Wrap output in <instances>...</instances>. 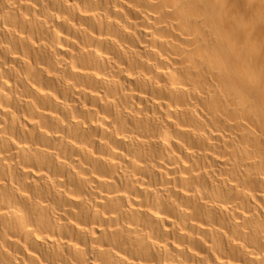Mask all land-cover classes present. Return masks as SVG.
Listing matches in <instances>:
<instances>
[{"label": "clouds", "instance_id": "9594fccd", "mask_svg": "<svg viewBox=\"0 0 264 264\" xmlns=\"http://www.w3.org/2000/svg\"><path fill=\"white\" fill-rule=\"evenodd\" d=\"M55 2L64 11H53L49 0H0V80L7 84L6 70H15L14 45L31 43L22 22L55 34L40 46L56 67L42 70L56 90L71 93L60 101L70 116L57 117V129L46 131L36 97L23 116L33 128L20 125L29 136L56 140L39 153L34 141L32 151L45 167L51 160L66 172L42 180L66 203L28 196L27 178L12 185L39 214L0 210V264H264V0ZM85 17L106 25L107 35L85 27ZM122 57L129 68H121ZM82 70L87 85L78 87ZM20 80L39 96L31 71L18 73ZM104 83L115 91L105 93ZM11 99L0 87V109L12 116L0 115L5 143L15 142L11 130L20 121ZM9 159L23 167L0 153V162ZM157 172L159 182L144 179ZM8 187L0 178V191ZM77 199L91 214L84 228L71 204ZM202 210L225 219L213 222Z\"/></svg>", "mask_w": 264, "mask_h": 264}, {"label": "bare ground", "instance_id": "6f19581e", "mask_svg": "<svg viewBox=\"0 0 264 264\" xmlns=\"http://www.w3.org/2000/svg\"><path fill=\"white\" fill-rule=\"evenodd\" d=\"M86 2L90 7L94 6L92 4V0H86ZM48 6L57 13L64 11L62 6L56 3L55 0H49ZM39 8L40 4H37V9ZM37 14L39 15V12ZM56 23L59 27L60 22L57 21ZM83 23L85 27L89 28V30L93 31L97 36H99L102 32L107 35L109 31L106 25L103 27L97 25L91 17L83 18ZM19 27L23 29L22 36L31 37V43L19 41L14 45L15 55L13 57H9V63L14 65L15 70H6L5 78L8 80V83L4 84L3 81L0 80V87H2L3 91L12 98L10 105L8 106H10L11 112L15 113L16 117L20 118V121L19 123H16L15 127L11 130L12 139L15 142L5 143L4 141H0V153H3L6 156L7 154L12 153L15 159H19L21 161L23 167L17 169L12 159H9L8 164L0 162V178H3L4 183L9 186L8 189L0 191V210L8 211L10 209H24L31 216H36L39 214V210L31 209L28 203L24 199H22L17 192L11 190L12 185H16L17 187H19V185L25 181V178H27V181H29V183H27L26 185L27 189L29 190L28 196L38 198L45 204L49 202L66 203V201L59 200L54 192L50 195L48 186L42 183L43 179L51 178L54 176V174L63 176L66 175V172L59 169L56 163L51 160L48 161V166L45 167L40 161L39 156L34 155L32 151L34 141L37 145L35 151L39 153L46 150V145H54L56 140L52 138L44 139L39 136H29L25 133L24 128H22L20 125L23 124L28 129L33 128V118L29 116V119L25 121L23 120V116L28 115L31 100L33 97H36L38 99L37 107L40 108V115H42L47 122L46 131L51 132L52 130L57 129L59 127V121L56 118L59 117L61 119L67 120L70 116V114L64 111V109L61 107L60 101L64 100L65 95L71 96V93L60 92L56 90L54 80L48 77L47 74L42 70L43 68H48L49 66H51L52 68L56 67L54 57L49 55L46 48L40 46L42 40L47 42L55 39V34L47 32L40 26L31 27L23 24L22 22ZM63 31L65 35L68 34L66 28ZM0 36H4V34L0 33ZM206 36L211 41V33H206ZM4 38L8 39V37L6 36ZM121 39L126 40L127 37L124 34H121ZM93 47L97 49H107L109 45L100 41H94ZM67 51V46L60 49V52ZM82 63L86 66L88 63L87 58H83ZM95 66L105 71L110 70V66L100 60H96ZM120 66L123 69L129 68L127 58L122 57ZM29 71H31V78L34 82H36V87L40 89V94L38 97L35 89L31 87L27 80H20V82L17 83L18 73L19 76L22 77ZM128 78L131 79V75ZM75 79L79 81V84L77 85L78 87L80 85H87L85 71L82 70L81 73L75 77ZM100 87L104 89L105 93H113L115 91V89L107 83L100 84ZM48 93H52V96H48ZM77 95H79V93H77ZM142 98L145 100L147 99L146 95ZM21 100L23 101V103H21ZM70 102H75V98L72 97V100ZM88 106L91 107L92 104L89 103ZM143 107L144 106L141 105V108ZM0 115H3L5 119L12 122V116L10 115V113L4 112L2 109H0ZM149 115H151V113H149ZM153 128L155 131H159V129L156 128L155 125H153ZM48 150L50 151V148ZM65 151L71 152L72 149L66 147ZM218 160L222 165L228 163V159L225 157H219ZM185 163H187V161ZM161 175L162 172L153 173L151 175L146 174L144 176V179L156 183L160 181ZM33 181L34 183H32ZM119 182L120 181L117 180V183ZM70 186L79 189L78 184H72ZM141 191H143V186L141 187ZM127 198V194L123 193L122 199ZM148 199L153 204H155V200L152 198L151 193L149 194ZM205 199H207V197H205ZM139 203L140 201L138 200L137 204ZM71 204L76 209V211L80 213L81 219L84 221V223L80 224V227H86L87 224L91 222V214L88 213L87 209L76 207L80 204L79 199L72 200ZM133 207H136V205H133ZM140 210L143 211L144 209ZM155 211L156 209L152 208L149 210V214ZM202 213L204 216L210 217L213 222L225 219L217 212L202 210ZM156 218L163 219V214H158ZM171 222L172 218L169 217L167 223L171 224ZM74 223L80 222L76 221ZM96 235H99V229L97 230ZM223 258L224 257H221V259Z\"/></svg>", "mask_w": 264, "mask_h": 264}]
</instances>
